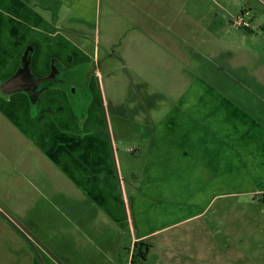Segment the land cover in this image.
Wrapping results in <instances>:
<instances>
[{
  "label": "crops",
  "instance_id": "0c3cea01",
  "mask_svg": "<svg viewBox=\"0 0 264 264\" xmlns=\"http://www.w3.org/2000/svg\"><path fill=\"white\" fill-rule=\"evenodd\" d=\"M50 1L70 10L79 24L96 28L98 0ZM137 4L141 14L131 22L138 33L121 46L123 65L129 60L142 66L138 56L145 54L144 66L149 60L152 69L155 64L166 71L162 75L173 85V96H162L166 108L149 116L147 137L137 138L130 150L142 163L140 173L134 172V183L124 176L113 140L129 129L120 115L118 127L107 116L99 72L88 84L91 102L81 116L57 90L42 96L50 109L41 119L23 91L0 96V114L35 147L41 166L55 174L46 180L58 181V211L70 214L51 231V223L21 220L31 233H20L17 226L19 234L11 228L0 235V264H122L121 250L130 264L139 241L150 244L142 264H244L232 237L222 246L214 236L217 215L231 207L219 199L264 194V0ZM239 18L244 23L237 25ZM58 20L59 15L40 14L29 0H0V79L13 73L31 43L30 71L37 74L47 70L52 56L70 69L94 63L98 44L115 54L107 31L92 36L90 57L80 46L88 35L71 32ZM68 33L78 34L80 43ZM56 101L58 114L51 109ZM53 117L55 125H48ZM39 120L43 124L36 126ZM134 128L135 134L143 132ZM12 211L23 214V208ZM185 226L189 233H176ZM187 243L191 252L178 248ZM228 251L232 255L226 257Z\"/></svg>",
  "mask_w": 264,
  "mask_h": 264
},
{
  "label": "rangeland",
  "instance_id": "374dc122",
  "mask_svg": "<svg viewBox=\"0 0 264 264\" xmlns=\"http://www.w3.org/2000/svg\"><path fill=\"white\" fill-rule=\"evenodd\" d=\"M141 1L144 0H98L96 6L98 24L93 29L73 20V13L70 10L65 7L58 8L50 0H29V4L43 16L59 15L58 24L61 27L70 28L71 32H83L88 35V39L81 38L85 48L83 44L80 46L86 50L90 57H92L91 40L94 33L102 36L107 31L112 35L113 44H109L108 47H111L109 50H114L115 54L109 55L107 50L98 44L99 47L96 46L95 49V62H82L76 65V68L78 67L76 71L79 74V80H83L86 77L85 74H88L87 69L84 68L92 67L90 70L92 73L95 72L96 75L93 74L95 77L99 72L103 78V89L99 85L98 87L100 93L104 90L106 96L103 102L107 116L110 113L113 126L118 127L120 126L118 120L120 115L122 127L129 129L126 130L125 135H121V139L116 137L113 140V145L115 153L121 161L124 176L128 182L132 183H134L132 181L134 172L140 173L142 163L136 160L130 150L137 146V138L143 140L147 137L151 128L149 122L153 120L149 116L160 113L168 105V101L163 100L162 96H173V85H171L172 81L169 79V75L163 76L162 73L166 71H157L155 64L152 69L149 60L147 61L148 65L144 66L146 63L145 54L144 56L139 55L143 51L139 49V53L136 55L143 57L142 66L136 62L131 64L129 60L126 65H123L121 60L123 57L127 58L121 46L138 33V28L134 27L131 21L141 14L142 9L137 4ZM162 4L165 5L163 2ZM68 35L75 43H80L78 34L68 33ZM36 41L38 42L37 38ZM89 92V87L77 86L75 91L69 95L68 100L75 114L78 113L81 116L86 112L88 104L91 102ZM56 100L58 101V99ZM57 101L55 106L51 107L55 114H58ZM101 101L102 99L99 98V102ZM40 121L36 126L43 124ZM55 121V117H53L47 124L55 125ZM134 127L143 132L135 134ZM32 148L35 149V147L29 146V141L27 142L24 135L0 114V231L2 232L0 235L6 236L11 233V228L16 231L17 226L20 228L17 230L22 233L24 227L21 225V220H26L29 224L44 222V225H48L51 223L50 228H47L49 231L52 230V227L58 228V222L69 220L67 217L70 214L65 213L64 217L66 218H64L58 211V181L46 180L49 178L48 175L55 174L50 173L48 167L41 166L35 153L31 150ZM61 182L65 183V181ZM222 202L231 205V207H223L221 215L216 217L219 227L216 228L214 237L217 236L218 243L221 244L222 241L223 246V242L226 240L225 244L230 245L233 238V248H236L240 259H244L240 263L264 264V194L223 198L217 201V203ZM22 208L23 214H20L22 218L19 219L20 216L17 217L16 214L15 216L12 210L21 211ZM71 216H73L72 213ZM212 225L214 226V224ZM183 229H188V227L185 226L177 230L176 233H184ZM189 231L191 230L188 229V233ZM36 232L35 234H39L40 231L36 230ZM211 233L213 234L214 231ZM230 237L232 238L229 240ZM189 246L190 243H187L184 247L178 248L191 252ZM224 250L226 253L227 250ZM120 254V262L126 264L125 252L123 253L121 250ZM231 255L228 251L226 257ZM187 264L199 263L192 260Z\"/></svg>",
  "mask_w": 264,
  "mask_h": 264
},
{
  "label": "flooded vegetation",
  "instance_id": "af4514ba",
  "mask_svg": "<svg viewBox=\"0 0 264 264\" xmlns=\"http://www.w3.org/2000/svg\"><path fill=\"white\" fill-rule=\"evenodd\" d=\"M26 50H27V53L25 56L24 52ZM33 52H34L33 43L27 44L24 47L23 51L21 52V55H20L21 58L19 60V63L17 64V67L13 71V73H11L10 75H8L7 77L3 79H0V83L3 81H6L7 79L15 75L17 70L20 67H23L25 65L24 61H22V57L25 58V60H28L29 66H30L31 65L30 59L32 58ZM70 59H71V56H70ZM77 68L75 67L74 69H70L66 67L65 64L57 60L56 57L52 56L49 59L48 68L46 71L44 72L42 71V73H38V74L32 72L33 73L32 76L34 77L35 80L29 81L26 83L25 86L27 87L28 91H23V93L27 98L30 109L33 111L36 110V113L38 114L37 118L39 119L43 118V115L45 114L44 112L48 111L49 107L44 108L45 107L43 106L44 100L42 99V96L47 95L46 94L47 92L57 90L59 92L64 93L65 96L69 98V95L75 91V87L78 86V87L88 88V84L89 82H91L92 79L97 80V76L96 77L93 76V74L96 75L95 72L92 73L90 70L92 69V67L84 68V69H87L88 74H85L86 77L83 80L82 79L79 80V77H78L79 74L76 71ZM8 95H11V94H5L0 88V96H8ZM25 229H26V232L31 233V231L27 227Z\"/></svg>",
  "mask_w": 264,
  "mask_h": 264
},
{
  "label": "water",
  "instance_id": "95a60500",
  "mask_svg": "<svg viewBox=\"0 0 264 264\" xmlns=\"http://www.w3.org/2000/svg\"><path fill=\"white\" fill-rule=\"evenodd\" d=\"M27 50L24 52L26 56ZM24 66L20 67L15 75L0 83V88L5 94H11L16 91H28L25 86L27 82L35 80L30 71L28 60L22 57Z\"/></svg>",
  "mask_w": 264,
  "mask_h": 264
},
{
  "label": "trees",
  "instance_id": "16d2710c",
  "mask_svg": "<svg viewBox=\"0 0 264 264\" xmlns=\"http://www.w3.org/2000/svg\"><path fill=\"white\" fill-rule=\"evenodd\" d=\"M150 244L147 242H136L133 246L130 264H142L147 257Z\"/></svg>",
  "mask_w": 264,
  "mask_h": 264
},
{
  "label": "built area",
  "instance_id": "2783aa9c",
  "mask_svg": "<svg viewBox=\"0 0 264 264\" xmlns=\"http://www.w3.org/2000/svg\"><path fill=\"white\" fill-rule=\"evenodd\" d=\"M241 23H244L243 20H242L241 18H239V19L235 22V24H237V25H240Z\"/></svg>",
  "mask_w": 264,
  "mask_h": 264
}]
</instances>
